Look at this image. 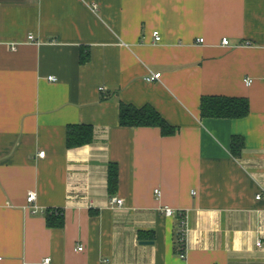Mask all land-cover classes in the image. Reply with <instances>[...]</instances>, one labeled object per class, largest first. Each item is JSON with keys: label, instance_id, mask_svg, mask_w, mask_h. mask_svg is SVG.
Here are the masks:
<instances>
[{"label": "crops", "instance_id": "0c3cea01", "mask_svg": "<svg viewBox=\"0 0 264 264\" xmlns=\"http://www.w3.org/2000/svg\"><path fill=\"white\" fill-rule=\"evenodd\" d=\"M211 94L251 110L203 117ZM121 103L176 131L120 124ZM70 124H91V144L68 148ZM260 192L264 0H0V264H264ZM55 208L62 226L48 224Z\"/></svg>", "mask_w": 264, "mask_h": 264}, {"label": "trees", "instance_id": "16d2710c", "mask_svg": "<svg viewBox=\"0 0 264 264\" xmlns=\"http://www.w3.org/2000/svg\"><path fill=\"white\" fill-rule=\"evenodd\" d=\"M120 124L124 126H158L163 134L169 135L176 131V126L168 123L164 117L152 106L141 107L133 104L121 103ZM201 115L203 117L243 118L248 115L250 102L247 97L239 96H204L201 100ZM94 139V127L91 124H70L67 129L68 148L88 144ZM245 145L242 135H233L231 151L234 156H240ZM118 166L110 164L108 169V190L112 195L118 185ZM50 226H62L63 212L60 208L47 211Z\"/></svg>", "mask_w": 264, "mask_h": 264}, {"label": "built area", "instance_id": "2783aa9c", "mask_svg": "<svg viewBox=\"0 0 264 264\" xmlns=\"http://www.w3.org/2000/svg\"><path fill=\"white\" fill-rule=\"evenodd\" d=\"M154 36L156 38V40H160L161 36H160V33L159 31H154ZM30 40H33L35 38L34 35H30L29 36ZM198 41L200 42H203L204 41V38L203 37H200L198 39ZM222 42L224 44H228L229 45V37H223L222 38ZM161 76V73L160 72H156V73H151V74H148V76H146V80L148 81H152L155 80V79H159ZM49 79L51 80H55L56 77L55 76H49ZM251 81V79H249V82ZM41 155L44 154V152H40ZM156 193L160 194V190L158 188H156L155 190ZM262 196H264V193L260 192L257 194V198H261ZM35 200H36V192L35 191H30L28 196H27V201H28V204H30L31 206V209L33 212H37L38 211V206L37 204L35 203ZM124 203V200L122 198H118V197H112L110 199V204L112 206H121L122 204ZM161 211L167 215V216H175L176 213H177V210L173 209L172 207L168 206V205H165L163 206V208L161 207ZM180 216H181V220H180V223H179V230H178V242H179V255L181 258H185L186 257V251H187V246H188V235H189V227H188V221H187V217H186V212H183L181 211L180 212ZM258 245L261 244L260 241L257 242ZM80 249H82V246L79 247ZM50 261V258L47 257L44 259V263H48Z\"/></svg>", "mask_w": 264, "mask_h": 264}]
</instances>
